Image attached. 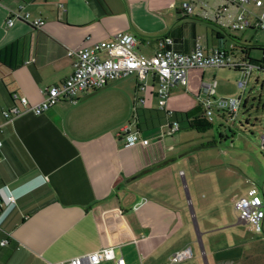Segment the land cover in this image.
I'll return each mask as SVG.
<instances>
[{"label": "crops", "instance_id": "1", "mask_svg": "<svg viewBox=\"0 0 264 264\" xmlns=\"http://www.w3.org/2000/svg\"><path fill=\"white\" fill-rule=\"evenodd\" d=\"M184 3L192 4L191 14H184ZM15 11L41 18L43 27L24 20L9 26ZM233 12L223 0H0V264H62L110 246L126 264H201L205 247L214 264H237L240 250L214 238L220 212L199 220L189 205L183 161L190 136L183 130L199 124L204 102L181 113L176 89L186 86L172 87L171 116L158 106L155 80L138 92L135 74L40 115L7 121L2 114L20 105L15 94L36 104L43 90L64 82L74 71L68 48L126 32L137 38L139 53L151 56L174 29L183 52L196 39L222 48L221 22ZM174 120L180 130L169 133ZM125 127L150 143L125 147ZM185 248L191 259L170 262Z\"/></svg>", "mask_w": 264, "mask_h": 264}, {"label": "rangeland", "instance_id": "2", "mask_svg": "<svg viewBox=\"0 0 264 264\" xmlns=\"http://www.w3.org/2000/svg\"><path fill=\"white\" fill-rule=\"evenodd\" d=\"M251 9L259 14L262 12V9ZM220 30L226 40L220 46L228 50L232 60L247 59L242 50L244 47L249 49L252 58H261L264 54L261 49L264 47V30ZM187 78L188 85L176 89L180 112L185 115L200 108V103L209 98L204 88L207 84L214 86L213 100L241 97L234 119L214 108L210 125L203 128L188 124L183 130L190 136V150L183 168H187L184 181L193 215L200 220L202 216L219 211L222 220L218 226L221 228L214 232L216 243L236 246L241 253L237 264H264V226L257 232L250 223H239L240 216L234 209V198L247 195L252 186H258L264 196V70H254L244 90L239 86L242 73L232 67L193 68L188 71ZM196 145H199L197 149H191ZM225 223L232 226L225 229ZM202 241L206 242V236ZM197 245L199 247L198 240ZM208 253L207 247L205 256L200 251L201 264H214Z\"/></svg>", "mask_w": 264, "mask_h": 264}, {"label": "built area", "instance_id": "3", "mask_svg": "<svg viewBox=\"0 0 264 264\" xmlns=\"http://www.w3.org/2000/svg\"><path fill=\"white\" fill-rule=\"evenodd\" d=\"M235 12L228 13L221 22L222 26L235 30L255 28L264 30V0H223ZM184 14H191V3L183 4ZM251 7L262 9L261 14ZM222 11L219 9L218 14ZM248 14V17L246 16ZM17 20L30 22L36 28H42L44 21L41 18L31 19L30 14L15 11L8 20V25L13 26ZM137 38L130 33L119 32L111 41H100L92 45L77 48H68L67 56L73 59L74 71L61 84L54 85L43 90V98L39 103L32 104L24 96L14 95L19 102L9 109H3L2 114L7 121L25 113L32 112L40 115L61 101L76 102L79 95L88 90H98L106 86L110 81L135 74L137 77L138 92L145 91L147 81L153 78L158 85L156 97L158 106L165 110L168 116L172 112L167 110V102L172 87L187 86V73L193 68H227L232 67L242 73L243 78L239 86L244 90L249 76L256 69L263 68L248 59L234 61L230 53L222 48H209L205 41L196 39L189 52H180L174 49L172 37H163L158 41V49L151 56H146L136 50ZM264 58V54H263ZM213 84L205 85L209 98L203 103V116L212 121L214 108L222 111L229 119H234L241 104V97L231 99L213 100ZM136 101L144 103V97L136 95ZM169 133L180 130L177 120L169 124ZM2 124H0V131ZM125 147L138 144L148 145L149 139L141 138L138 132L123 128ZM2 145L0 141V146ZM264 147V136L262 137ZM14 202L13 197L9 198ZM234 206L240 218L250 223L257 232H261L264 226V196L261 195L258 186H252L247 195L238 197ZM193 257L191 248H185L172 255L170 262L179 263ZM113 261L115 264H126L123 257L117 258L113 247H104L94 252H87L74 256L62 264H101Z\"/></svg>", "mask_w": 264, "mask_h": 264}, {"label": "trees", "instance_id": "4", "mask_svg": "<svg viewBox=\"0 0 264 264\" xmlns=\"http://www.w3.org/2000/svg\"><path fill=\"white\" fill-rule=\"evenodd\" d=\"M253 29V28H251ZM170 35L173 37V40H174V49L177 50V51H180V52H183L179 49V46H178V43L180 42V32L177 30V29H174L172 30V32H170ZM262 50H264V47H261ZM243 52L245 53V57L252 61L253 63L255 64H258V65H261L263 64L264 65V58H263V55L261 56V58H252L251 55H250V52H249V49L247 47H244L242 48ZM244 60V58H243ZM256 70H263V68H259V69H256ZM198 121H199V124L196 125V126H203V127H206L208 125H210L211 121H209L208 119H206L203 115L199 116L196 118Z\"/></svg>", "mask_w": 264, "mask_h": 264}]
</instances>
